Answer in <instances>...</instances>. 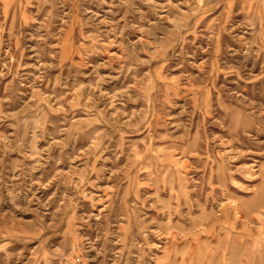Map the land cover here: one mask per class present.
Segmentation results:
<instances>
[{
  "label": "rangeland",
  "instance_id": "374dc122",
  "mask_svg": "<svg viewBox=\"0 0 264 264\" xmlns=\"http://www.w3.org/2000/svg\"><path fill=\"white\" fill-rule=\"evenodd\" d=\"M0 264H264V0H0Z\"/></svg>",
  "mask_w": 264,
  "mask_h": 264
}]
</instances>
